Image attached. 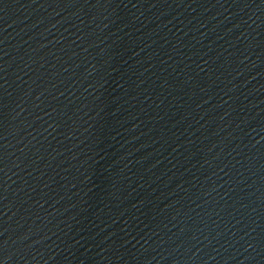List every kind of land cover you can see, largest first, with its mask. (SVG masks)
I'll return each mask as SVG.
<instances>
[{"label": "water", "instance_id": "1", "mask_svg": "<svg viewBox=\"0 0 264 264\" xmlns=\"http://www.w3.org/2000/svg\"><path fill=\"white\" fill-rule=\"evenodd\" d=\"M0 264H264V0H0Z\"/></svg>", "mask_w": 264, "mask_h": 264}]
</instances>
